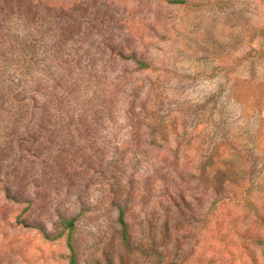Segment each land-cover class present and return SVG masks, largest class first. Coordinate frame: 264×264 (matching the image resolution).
I'll use <instances>...</instances> for the list:
<instances>
[{
	"label": "rangeland",
	"instance_id": "rangeland-1",
	"mask_svg": "<svg viewBox=\"0 0 264 264\" xmlns=\"http://www.w3.org/2000/svg\"><path fill=\"white\" fill-rule=\"evenodd\" d=\"M16 1L0 264H264V0Z\"/></svg>",
	"mask_w": 264,
	"mask_h": 264
},
{
	"label": "trees",
	"instance_id": "trees-1",
	"mask_svg": "<svg viewBox=\"0 0 264 264\" xmlns=\"http://www.w3.org/2000/svg\"><path fill=\"white\" fill-rule=\"evenodd\" d=\"M16 3L20 4L21 6L25 5L27 8H34V6H33L34 5V1L33 0H31V1L27 2V3H25L24 0H17ZM170 3L181 4V3H183V0H170ZM38 4H40V3H38ZM75 220H76L75 216L71 217L69 219L60 218V222H61V225L63 227V230H67L66 240H67V247L69 248L70 251H72L70 238H71V234H72V231H73ZM118 221H119V223H120V225L122 227V236H123V238H125V224H124L123 219H122V211L121 210L119 211ZM37 229L41 232L43 237L46 238V239H55V238L58 237V236H55V237L52 238L48 234H46L45 231L42 228H37ZM70 264H73V255L72 254H71Z\"/></svg>",
	"mask_w": 264,
	"mask_h": 264
}]
</instances>
